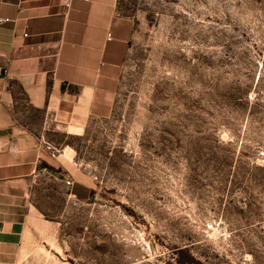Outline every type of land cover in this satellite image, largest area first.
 Instances as JSON below:
<instances>
[{"label": "rangeland", "instance_id": "1", "mask_svg": "<svg viewBox=\"0 0 264 264\" xmlns=\"http://www.w3.org/2000/svg\"><path fill=\"white\" fill-rule=\"evenodd\" d=\"M117 8L113 107L72 123L81 187L34 264H264V0Z\"/></svg>", "mask_w": 264, "mask_h": 264}, {"label": "crops", "instance_id": "2", "mask_svg": "<svg viewBox=\"0 0 264 264\" xmlns=\"http://www.w3.org/2000/svg\"><path fill=\"white\" fill-rule=\"evenodd\" d=\"M118 1L0 0V264H34L66 226L56 199L81 184L65 139L111 113L130 50Z\"/></svg>", "mask_w": 264, "mask_h": 264}, {"label": "built area", "instance_id": "3", "mask_svg": "<svg viewBox=\"0 0 264 264\" xmlns=\"http://www.w3.org/2000/svg\"><path fill=\"white\" fill-rule=\"evenodd\" d=\"M73 0H59L61 6L63 8H65L66 10H68L71 7V3ZM84 1H88V0H84ZM2 22H7V20H2ZM52 157H55L54 154H52ZM67 184H70L69 182Z\"/></svg>", "mask_w": 264, "mask_h": 264}]
</instances>
